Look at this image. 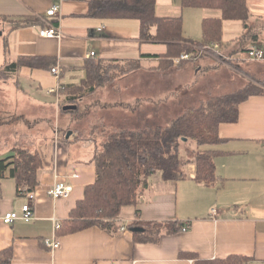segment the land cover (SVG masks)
<instances>
[{
    "label": "crops",
    "instance_id": "0c3cea01",
    "mask_svg": "<svg viewBox=\"0 0 264 264\" xmlns=\"http://www.w3.org/2000/svg\"><path fill=\"white\" fill-rule=\"evenodd\" d=\"M92 1L0 0V37L3 39L0 55H4L5 65L22 56L54 58L55 66L62 71L60 83L68 88L86 79L87 61L140 60L144 67L141 71L156 74V79H162V88L146 91L147 94L136 90L125 100L107 97L105 101L87 103L83 109L85 115L104 108L107 110L104 118L109 121V124L103 121L106 132L93 133L99 121L93 116L91 123L88 122L91 127L87 133L88 125L84 121L87 118L80 119L86 97L79 100V119H70L71 113L61 119L62 106L58 107V94L52 92L58 80L51 69L24 66L11 74L5 84L14 80L15 97L19 95L25 105H18L17 110L12 107V114L17 113L14 119L0 118L3 130L16 119L21 123L14 132L13 141H2L0 159L14 148H27L42 155L44 166L37 172L35 218L30 222L16 220L7 224L3 221L7 212H21L26 197L17 192L16 181L8 170L0 176V251L13 247L12 264L195 263L193 258L181 257L183 253L196 254L202 259L236 254L248 257L246 264H264V94L252 96L241 104L236 123L221 125L220 135L228 139L226 142L206 147L222 153L215 158L218 180L214 185L195 181L196 165L186 152L183 153L185 179L165 180L162 172L157 171L149 178L138 204L124 206L119 216V222L125 224L137 219L182 221L189 226L187 231L162 235L158 244H134L130 230L110 234L93 226L60 237L61 246L54 251L45 247L44 240L56 236L55 222L68 220L78 201L84 198L85 187L95 182L94 157L106 134L121 129L170 125L186 109L199 105L200 99L196 98L192 86L209 72L225 70L205 55L191 62L174 64V69L162 72L151 69L169 52L168 44L143 41L141 23L137 19L93 16ZM247 3L251 15L246 23L224 21L220 50L233 57V62L253 47L264 50V0H247ZM53 5H60L59 15L47 17ZM156 10L160 17L182 16L184 36L194 41L202 39L204 18L221 16L219 10L183 8L180 0H157ZM35 19L36 24L14 26L18 21L33 22ZM43 19L59 25L63 37H40ZM156 29L153 27L151 33L156 34ZM92 51L95 56L89 57ZM250 64L251 72L248 70V73L257 79L255 82L264 80V62ZM154 85L159 87L157 81ZM239 86L242 88L244 84ZM221 89L210 92L221 94ZM60 95L65 100L67 93L60 91ZM168 107L173 109L170 115L165 112ZM63 123H66L65 133ZM80 127L86 130L80 133L76 129ZM68 131H72L69 138ZM74 173L78 176L71 177ZM61 180L72 183L73 192L68 198L54 199L47 189Z\"/></svg>",
    "mask_w": 264,
    "mask_h": 264
},
{
    "label": "trees",
    "instance_id": "16d2710c",
    "mask_svg": "<svg viewBox=\"0 0 264 264\" xmlns=\"http://www.w3.org/2000/svg\"><path fill=\"white\" fill-rule=\"evenodd\" d=\"M156 2L157 0H94L91 11L93 16L101 18L137 19L141 23L140 37L143 41L168 44L169 52L161 57L158 66L151 68L161 71L172 67L173 58L181 53L195 56L198 49L207 44L220 43L221 46L224 21L239 20L246 23L251 15L247 0H180L183 8L221 12L220 17L204 18L202 39L194 41L184 36L183 17H160ZM37 22L18 21L14 26ZM153 27L157 28L156 34L151 33ZM247 35L242 36V39ZM55 64L56 60L50 57L22 56L0 69V80H9L13 72L24 66L51 69ZM142 68L140 60L87 61L86 79L80 85L66 87L67 96L61 104L62 112L76 113L73 110L64 111L63 107L67 104L79 106V100L94 93L97 87ZM259 84H264V80L259 81ZM262 94L264 86L249 83L237 91L210 97L198 106L186 109L168 126L143 127L141 130L121 129L106 134L101 149L94 157L96 180L85 187L84 198L78 201L70 218L59 222L60 225L55 230L57 238L99 226L110 234L130 230L134 244H158L162 235L177 234L185 227L189 229L182 221L150 222L137 219L125 224L119 222V216L124 206L138 204L139 197L148 187L149 178L157 171L162 172L165 180L179 181L186 178V160L181 154L183 147L189 149L188 154L196 165L195 181L207 186L214 185L218 180L215 158L222 153L206 147L226 142L228 139L220 135L221 125L236 123L240 117L241 104L252 96ZM100 129L97 125L93 131L99 132ZM102 130L106 132L103 128ZM192 143H195L196 149L192 147ZM43 166L44 161L38 151L14 148L0 159V176L8 170L16 181L17 192L25 194L24 187L34 190L39 184L37 172ZM137 216L140 217V211H137ZM123 227L125 230H122ZM181 257L193 258L194 264H246L249 260L248 257L236 254L225 258L202 259L196 254L183 253ZM13 258V247L0 251V264H12Z\"/></svg>",
    "mask_w": 264,
    "mask_h": 264
},
{
    "label": "rangeland",
    "instance_id": "374dc122",
    "mask_svg": "<svg viewBox=\"0 0 264 264\" xmlns=\"http://www.w3.org/2000/svg\"><path fill=\"white\" fill-rule=\"evenodd\" d=\"M0 36H1V33H0ZM2 44H3V39L0 37V47ZM207 46H211V44H207ZM185 53L186 52L181 53V54H185ZM188 54L191 56L189 59H181L180 58L181 61L177 63V62H175V60L180 57V55H179L177 58L173 59L174 64H180L184 61L191 62L192 60H195V59L199 58L200 56L205 55L206 57L213 59V61L216 62L218 65L225 67V70H220L218 73L217 72H209V73L205 74V76L203 75V78L199 81V83L197 85L192 86L193 87V93L195 94L196 98L200 99L198 101V104H200L202 101L208 100L210 97L222 95L224 93L223 91H233V92L237 91L240 88L239 84H242V83L244 84V86L249 84V83H254V84H257L261 87L264 86V84H259V81L255 82V80H257V79H253V77L248 73V70L251 72V64L250 63L264 62V61H252V60L248 59L244 54L242 56H239V58L237 60H234L237 62H233L232 61L233 57H231L230 55H227V54H223V52L220 50V48H219V52L212 51L210 48H208V49H198V51L195 53V56H194V54H191V53H188ZM0 57H1L0 69H2L5 65V63H4L5 58H4L3 54H1ZM172 67H173V69L175 68L174 65ZM155 77H156V74L148 73V72H146V70H143V72H142L140 69L138 71H135V72H132L128 75H125L122 78H117L114 81L108 82V83L104 84L103 86L97 87L94 93L86 96V100L83 102V108H81V110H80V113H81L80 119H86L87 118V120H84L87 122V125H88L87 133L90 131L89 130L91 127L90 121H92L91 119H93V116H95V118H99V121L97 122L98 126L101 128L99 131V134L103 131L102 128L105 126V123L109 124L108 119L106 117L104 118L105 114L107 113V110H103L104 108L95 110V112L92 114L85 115L83 113V109H84V107L88 106L87 103L92 102V101H105V99L107 97H111L115 100H125V99L129 98V95L135 94L136 90L137 91L143 90V94L144 93L147 94L146 91L155 92V90L157 88L158 89L162 88L161 87L162 86V82H161L162 79L158 80ZM156 81L158 82L159 87H157V85H154V83H156ZM176 82H178V81H176ZM5 83H6V81L0 80V118L6 119V120H8V119L12 120L17 115V113L12 114L13 113L12 107H15V110H17L18 105L24 106L25 104L23 103V99L19 100V98H18L19 95L17 97H15L17 92L14 88V84H13L14 80H11L10 82H8V84H5ZM219 88L224 89V90L221 89V94H215V93L210 92V90H213V89L215 91H217V90H219ZM124 89H128V91H126ZM230 93H232V92H230ZM225 94H228V93H225ZM78 104L80 105V103H78ZM78 110H79V107L77 110H73L76 113L63 112V114L61 115V119H62V117L69 115L66 113L72 114V115L71 114L69 115L70 119H79V116L77 115L79 113ZM172 110H173L172 108L168 107L165 109V112H167L170 115ZM114 114H115V112H114ZM116 116H120V115L117 114ZM52 120L55 121V118H53ZM84 121L81 120L82 126H84V123H83ZM88 122H90V123H88ZM110 123L113 124L114 121H111ZM20 124H21L20 121L18 119H16L13 122L8 123L6 125L5 130H3L1 123H0V147H1V143L3 140L13 141L14 132L20 126ZM38 124H40V123H38ZM65 125H66V123H63L64 128L62 129V131L64 133L66 131ZM76 129H77V131H80V133H82V131L86 130V128H83V127H80L79 129L76 128ZM92 132L98 133V132H94V131H92ZM36 133L38 134V133H40V131H37ZM36 133H34V134H36ZM41 134L42 133H40V135ZM15 142H17V139H15ZM189 147H190V145H189ZM192 147H196L195 143H192ZM35 151H37V150H35ZM188 151H189L188 148L183 147L181 154L186 153V152L188 154Z\"/></svg>",
    "mask_w": 264,
    "mask_h": 264
},
{
    "label": "built area",
    "instance_id": "2783aa9c",
    "mask_svg": "<svg viewBox=\"0 0 264 264\" xmlns=\"http://www.w3.org/2000/svg\"><path fill=\"white\" fill-rule=\"evenodd\" d=\"M60 5H53L51 9L47 11V17H57L59 15L60 11ZM37 20V19H35ZM43 24L39 27V35L42 38L45 39H55V38H62L64 33L62 28L59 25L53 24L49 19H43ZM101 30V29H100ZM210 48L212 51L219 52L220 43H214L211 44V46H204L201 49H208ZM95 56V52H91L89 54V57ZM245 56L252 60V61H264V50L260 48H251L248 49L245 53ZM191 56L188 53L181 54L179 58L175 60V62H180L181 59H189ZM51 72L55 75V77L58 80V83L56 87L52 90V92L57 93V105L58 107L62 104V98L60 95V91L66 90V85L60 83V79L62 76V71L59 69V67L55 66L51 68ZM78 174L74 173L71 175V177H77ZM74 186L72 183L66 180L57 181L52 186H50L47 189L48 194L53 197L54 199H62V198H68L71 196L73 192ZM26 202L22 206L21 212L16 211H9L5 213L2 217L3 221L7 224L13 223L16 220H23L25 222H30L35 218V211H34V205L33 202L36 199V190H27V188L24 187ZM60 223L59 221L55 222V229L59 227ZM122 230H125L123 227ZM187 227L183 228V231H187ZM44 245L49 248L50 250L54 251L58 249L61 246V241L56 236L53 238H46L44 240Z\"/></svg>",
    "mask_w": 264,
    "mask_h": 264
},
{
    "label": "water",
    "instance_id": "95a60500",
    "mask_svg": "<svg viewBox=\"0 0 264 264\" xmlns=\"http://www.w3.org/2000/svg\"><path fill=\"white\" fill-rule=\"evenodd\" d=\"M78 109V105L76 104H67L63 107L64 111L67 110H77ZM72 135V131H68L67 133V138H69ZM139 230H143L142 228H139Z\"/></svg>",
    "mask_w": 264,
    "mask_h": 264
}]
</instances>
